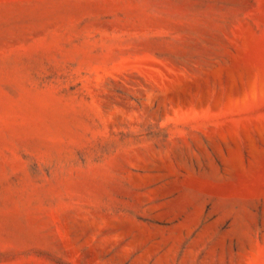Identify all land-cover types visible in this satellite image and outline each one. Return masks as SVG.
<instances>
[{
	"label": "rangeland",
	"instance_id": "374dc122",
	"mask_svg": "<svg viewBox=\"0 0 264 264\" xmlns=\"http://www.w3.org/2000/svg\"><path fill=\"white\" fill-rule=\"evenodd\" d=\"M0 264H264V0H0Z\"/></svg>",
	"mask_w": 264,
	"mask_h": 264
}]
</instances>
